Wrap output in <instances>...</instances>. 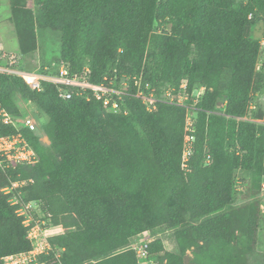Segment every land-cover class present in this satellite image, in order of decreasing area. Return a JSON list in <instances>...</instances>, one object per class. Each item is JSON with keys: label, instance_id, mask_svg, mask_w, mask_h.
Wrapping results in <instances>:
<instances>
[{"label": "trees", "instance_id": "obj_1", "mask_svg": "<svg viewBox=\"0 0 264 264\" xmlns=\"http://www.w3.org/2000/svg\"><path fill=\"white\" fill-rule=\"evenodd\" d=\"M29 1H9L20 54L35 50L36 26L55 29L58 65L119 92L97 99L89 88L68 86L71 97L64 99L63 85L42 81L36 90L0 71V108L20 120L15 96L34 102L48 117L39 127L49 141L44 145L18 121L37 161L0 167V264L32 247L16 213L26 203L32 224L61 228L48 235L50 250L39 263L140 264L129 245L144 231L157 233L147 248L157 264L260 262L264 132L242 117L262 113L255 98L264 93V71L255 70L260 40L252 29L261 22L264 38V0H34L28 7ZM166 90L184 91L192 106L185 169L188 110L162 100L148 109L136 95L161 98ZM105 97L117 111L103 104ZM14 131L0 125V134ZM236 170L249 177L240 204ZM13 181L24 182L11 187ZM163 238L174 251L164 249Z\"/></svg>", "mask_w": 264, "mask_h": 264}, {"label": "built area", "instance_id": "obj_2", "mask_svg": "<svg viewBox=\"0 0 264 264\" xmlns=\"http://www.w3.org/2000/svg\"><path fill=\"white\" fill-rule=\"evenodd\" d=\"M260 52L257 57L255 63L256 71H264V38H261L259 41ZM8 55V54H7ZM16 56L10 55L7 58L5 65L0 64V71H4L7 73L15 74L21 77L24 82L32 89L41 90L42 81H50L54 84L63 85V87H59L58 96L64 99H68L71 97V91L68 86H77L80 88H89L93 91L94 96L97 99H100L104 95L109 94L110 92L118 93L119 91L115 88L106 87L104 85H95L91 84L85 80L79 79L77 74L71 76L68 72V68L65 63L61 62L59 64L58 73L50 74V73H40L36 71H31L27 69L20 68L17 65ZM125 84V80H123V86ZM66 87V88H65ZM181 87L184 88L185 85L181 84ZM202 88H198L196 91V96L202 93ZM182 92H178L173 94L170 90H166L161 98H156L154 93H143L142 91H138L136 93L137 96H140L143 102L146 103L147 108L151 109L154 107V104L158 100H162L164 102H169L173 104H179L186 107L187 115L185 119V134H184V143H183V152H182V162L181 167L183 169L187 166V160L191 153L193 136L189 133V131H193V119L191 116L190 108L192 106L185 105V100L187 98V94ZM180 99V100H179ZM109 99L107 97L104 98L103 104L111 111H117L118 105L114 101L111 106H108ZM249 109H257V105L253 102H250ZM242 119H248L253 122H256L263 126L264 132V110L259 117H252L251 115L242 117ZM18 121H21V125L23 127L28 128L30 131H35L37 129V125L35 120L30 116L20 117V120L10 112H8L4 108H0V125L3 126H13L15 128L14 132L0 134V167L5 168L9 166H14L17 163H28L32 164L37 161V155L35 151L31 148L27 140L23 137L20 131H18ZM24 181H13L11 183V187H16L20 183ZM4 191L8 192L9 187L3 188ZM260 191L264 192V182L261 184ZM32 206L30 203H26L21 205L16 209V213L18 215H22L23 224L28 226V237L32 241V247L30 250L25 252H20L17 254L5 256L4 263L6 264H27V263H38L37 256L40 254H47L50 250V243L47 239L48 235L61 230L60 227H50L46 226V223L41 220H36L34 224H32L33 217L31 215ZM142 234H146V237H142L136 239L129 246L130 249L134 250L135 255L139 261V263L143 264H157L152 258L149 257L148 253V243L152 240L153 235L150 231H144ZM42 264V263H41ZM44 264V263H43Z\"/></svg>", "mask_w": 264, "mask_h": 264}, {"label": "rangeland", "instance_id": "obj_3", "mask_svg": "<svg viewBox=\"0 0 264 264\" xmlns=\"http://www.w3.org/2000/svg\"><path fill=\"white\" fill-rule=\"evenodd\" d=\"M10 0H0V63L5 65L7 58L10 55L16 56L17 65L21 63L20 68L28 69L31 71L41 72L43 69L47 71V74H52L59 68V57H60V33L59 31L47 27L36 26V48L25 54H20L19 44L17 35L11 21L10 12ZM28 7L34 6V0L28 2ZM158 32H162V24L159 20L156 21ZM170 30V25L165 27ZM253 37L260 40L262 37V23H256L255 27L252 29ZM8 54V55H7ZM19 56V57H18ZM256 100L264 110V93H257ZM180 100V99H179ZM15 101L20 110V115L32 117L37 125L35 132L38 134L40 141L44 145H48L49 141L46 135L40 129L39 123H44L48 117L47 115L34 103L28 100L22 99L18 94L15 96ZM220 103V102H219ZM249 186V177L247 174L240 170L235 171V189H234V202L235 204H240L241 202L247 200L246 193H248L247 188ZM259 197V208H260V227L257 234V244L255 245V252L257 258L260 262L252 263L249 260L248 264H264V192L260 191ZM153 234V233H152ZM157 233H155L156 235ZM146 234H142L140 238L146 237ZM139 239V237H138ZM136 240V239H135ZM133 240L132 242H134ZM164 240V238H163ZM164 249L168 251H174L175 246L166 240H164ZM190 255V251H187ZM46 263V262H45ZM44 263V264H45ZM6 264V263H4ZM27 264H41V263H27ZM43 264V263H42ZM47 264V263H46ZM143 264V263H141Z\"/></svg>", "mask_w": 264, "mask_h": 264}]
</instances>
